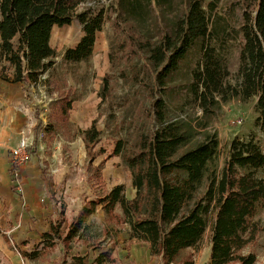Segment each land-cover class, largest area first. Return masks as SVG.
<instances>
[{"label":"trees","instance_id":"16d2710c","mask_svg":"<svg viewBox=\"0 0 264 264\" xmlns=\"http://www.w3.org/2000/svg\"><path fill=\"white\" fill-rule=\"evenodd\" d=\"M107 1L118 15H128L135 22L157 15L164 32L157 41H146L157 76L154 84L161 85L188 64L193 80L171 87L172 97L181 101L191 96L202 113L196 118L172 119L164 99L155 98L147 110L158 126L142 133L134 146L125 150L121 140L115 148L132 170L137 196L128 199L125 185L118 184L88 202L65 230L67 215L58 207L54 183L43 169L55 203L53 212L59 218L41 234L34 249H21L22 256L39 261L61 247L56 264H87L90 251H96L94 264H122L113 255L126 228L130 235L125 241L149 245L151 254L160 257L159 264H195L189 251L206 237L210 241L208 264H264L256 252H246L263 231L257 219L264 209V178L257 176L264 170L263 147L254 136L235 137L223 150L213 128L223 107L239 99L254 104L257 124L264 131V0ZM83 2L0 0L1 79L31 88L53 67L57 55L51 45L54 27L75 20L83 24L84 34L75 48H67L65 59L89 60L105 23V8L81 7ZM236 47L239 67L234 73L230 64ZM72 102L60 107L65 122ZM54 125L50 122L47 134ZM43 127L40 120L36 133ZM101 135L95 126L85 131L88 152L92 153ZM28 151L36 153L37 148ZM10 171L12 188L18 192L16 173L23 169L11 166ZM99 206L105 211L104 219L90 221ZM77 241L87 246L85 255H70L78 248Z\"/></svg>","mask_w":264,"mask_h":264},{"label":"rangeland","instance_id":"374dc122","mask_svg":"<svg viewBox=\"0 0 264 264\" xmlns=\"http://www.w3.org/2000/svg\"><path fill=\"white\" fill-rule=\"evenodd\" d=\"M110 3L85 0L81 4V7L105 8V23L97 34L95 51L89 60L78 63L65 59L67 48H75L84 34L83 24L75 20L64 27H54L51 45L57 55L53 67L41 74V79L31 88L0 77V264H56L61 259V247L51 257L45 254L39 261L26 259L21 253V249H34L41 234L50 230L51 223L59 218L58 213L53 212L55 203L44 182L43 169L54 183L58 207L67 215L65 230L67 223L78 216L88 202L118 184L125 185L128 199L137 196L132 170L123 153L117 155L115 148L121 140L125 150L134 146L142 133H149L158 126L147 110L155 98L164 99L169 118L201 116L202 111L191 96H184L181 101L172 97L171 87L193 80L188 64L161 85L154 84L157 76L151 67L146 41H157L164 32L157 24V15L135 22L128 19V15H118ZM237 50L236 47L230 64L234 73L239 67ZM188 63L194 65L192 60ZM69 100L73 101V108L65 122L59 115L60 107ZM257 117L251 102L235 99L225 105L213 122L221 148L227 149L235 137L247 140L254 136L264 150V131L258 126ZM40 120L44 127L37 134ZM50 122L55 125L47 134ZM93 126L102 132V137L90 153L83 135ZM25 140L29 141L28 150L36 147L37 152L28 151L29 158L17 165L13 151ZM36 140L38 146H35ZM222 161L223 155L220 167ZM14 165L22 169L27 166L24 173H16L18 192L12 188L14 180L10 170ZM257 176L264 178V170ZM117 211L123 214L120 207ZM96 212L89 220L101 222L105 211L99 206ZM257 219L263 231L257 244L246 252H256L259 260L264 261V209ZM129 235L124 228L113 255L120 258L122 264L161 262L160 257L151 254L149 245L125 241ZM23 241H28V245L22 244ZM75 243L78 248L70 255H85L87 246L79 241ZM95 252L88 254L87 264H94ZM189 252L195 256V264H208L209 238Z\"/></svg>","mask_w":264,"mask_h":264},{"label":"built area","instance_id":"2783aa9c","mask_svg":"<svg viewBox=\"0 0 264 264\" xmlns=\"http://www.w3.org/2000/svg\"><path fill=\"white\" fill-rule=\"evenodd\" d=\"M29 141L28 140H25L21 143V146L19 147V149H15L13 151V154H14V162L17 164V165H21L23 163H25V161L29 158V154H28V147H29ZM17 165H14V166H17Z\"/></svg>","mask_w":264,"mask_h":264},{"label":"crops","instance_id":"0c3cea01","mask_svg":"<svg viewBox=\"0 0 264 264\" xmlns=\"http://www.w3.org/2000/svg\"><path fill=\"white\" fill-rule=\"evenodd\" d=\"M26 167H27V166L25 165V168H23V169H24V170H23V173L25 172V170H26Z\"/></svg>","mask_w":264,"mask_h":264}]
</instances>
